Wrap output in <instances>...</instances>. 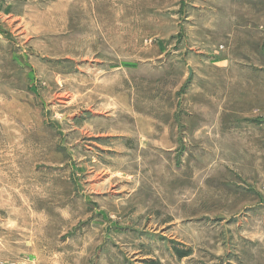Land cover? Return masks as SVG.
<instances>
[{"label": "rangeland", "instance_id": "374dc122", "mask_svg": "<svg viewBox=\"0 0 264 264\" xmlns=\"http://www.w3.org/2000/svg\"><path fill=\"white\" fill-rule=\"evenodd\" d=\"M0 264H264V0H0Z\"/></svg>", "mask_w": 264, "mask_h": 264}, {"label": "water", "instance_id": "95a60500", "mask_svg": "<svg viewBox=\"0 0 264 264\" xmlns=\"http://www.w3.org/2000/svg\"><path fill=\"white\" fill-rule=\"evenodd\" d=\"M188 70H189V72H188V79H190V77H191V67L190 66H188Z\"/></svg>", "mask_w": 264, "mask_h": 264}]
</instances>
